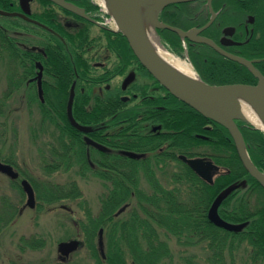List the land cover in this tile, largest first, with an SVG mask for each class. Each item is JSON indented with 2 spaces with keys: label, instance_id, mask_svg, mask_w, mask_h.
<instances>
[{
  "label": "trees",
  "instance_id": "16d2710c",
  "mask_svg": "<svg viewBox=\"0 0 264 264\" xmlns=\"http://www.w3.org/2000/svg\"><path fill=\"white\" fill-rule=\"evenodd\" d=\"M82 1L91 11L99 9L92 0ZM194 1L178 5L194 7ZM231 1L234 2L231 7L238 6V0ZM249 1L250 12L256 7L264 8V0ZM172 6L169 4L165 9ZM219 6V3H213L214 9ZM33 16L69 42L70 49V56L64 57L65 50L58 36L31 23L23 26L30 33L26 34L29 41L36 33L42 39L49 38L48 43H44L48 56L44 91L48 101L52 98L58 104L54 109L40 111L41 121L57 129L54 147L49 144L42 154L41 168L50 176L52 171L72 167L77 170L74 175L81 179L105 178L110 182V187L99 194L97 214L87 203L80 206L85 216L79 222L83 230L82 242L94 263L174 264L181 261L182 264H239V254L245 253L244 257L249 258L252 264H264V189L242 165L229 130L203 116L168 90H164V95L153 93V96L148 95V91L139 92L130 100L134 104L132 107L123 111L113 109L112 105L120 101L110 94L99 96L94 88L96 77L92 75L91 52L87 49L91 42L89 35L84 37L83 31L56 26L42 14L34 13ZM202 19L185 21L177 16L169 22L188 28L202 25L205 21ZM18 25L15 19L0 16V60L2 64L6 61L8 73L14 70L11 60L17 54L14 36L18 32L14 28ZM4 29H8L10 35ZM165 31L166 39L175 47L171 50L179 54L180 40L174 32ZM260 31L264 41V13ZM114 33L118 40L115 48L122 57L121 62L130 58L137 61L126 38L119 32ZM87 52L88 55L84 56ZM195 65L199 77L209 84L249 83L251 79L250 73L233 61L214 57L213 62L207 63L200 57ZM9 77V90L5 97L14 94L16 88L15 79ZM74 80V118L89 128L87 134L90 137L108 145L115 153L89 152V149L87 155L84 153L80 140L83 133L73 128L66 117V101ZM207 124L212 127L207 128ZM237 124L252 162L264 172V132L244 121L238 120ZM69 142L71 152L66 147ZM122 150L140 153L143 161L131 160V157L121 153ZM180 154L205 156L220 166L221 171L214 177L213 183H207L178 159ZM114 157H118L119 164L113 160ZM3 158L4 162L16 166L10 157ZM98 162L107 167L112 164L121 168L122 172L114 176L93 172L92 167ZM142 178L145 186L142 185ZM14 183L11 184L17 186ZM31 183L40 201L85 200L75 179L64 182L43 179L42 190L38 187L39 181L32 178ZM227 189L218 206V214L228 222L243 223L238 231L218 227L207 217L215 198ZM126 202L130 206L116 218L114 213ZM41 207L43 205L39 203L38 208ZM0 225H4L1 216ZM99 226L105 228V260L97 250ZM20 239L25 246H44L42 238L23 236ZM171 241L177 249H172ZM198 246L203 249L201 255L190 251Z\"/></svg>",
  "mask_w": 264,
  "mask_h": 264
},
{
  "label": "flooded vegetation",
  "instance_id": "af4514ba",
  "mask_svg": "<svg viewBox=\"0 0 264 264\" xmlns=\"http://www.w3.org/2000/svg\"><path fill=\"white\" fill-rule=\"evenodd\" d=\"M37 1V5H36ZM70 3L76 5L79 8L84 9V15H79L73 13L67 9H64L51 1L45 0H35L34 4H32L33 10L31 12H27L25 9L28 5V0H0L1 10L7 12H17L23 13L30 20H27L19 15H1L2 17L7 18L8 20L15 19L18 24L14 28L18 32L16 37V51L14 59L11 60L14 63V70L11 73H8V68L6 67V74H8L11 78L15 79L16 88L14 94L17 98V104L20 103L22 107H17V109L25 111H36L40 113L41 110L46 109H54L57 103L53 101V99L47 100L45 94L44 84L46 81L45 78V63L48 60L47 51L45 50L44 43H48L49 38L42 39L41 36L36 33L33 34L34 39L31 41L28 40L26 29L23 27L27 24H33L35 26H41L45 29H48L50 32L58 36L59 40L63 43V48L65 52H63L64 57L70 56V49L68 43L63 37L58 35L56 31L46 25L43 22L37 20L36 17L33 16L34 13L42 14L43 17H47L50 21L54 22L56 26H62L63 28H73L76 32L83 31L82 35L85 37L87 34L89 35V43L87 49L88 52H91V66L94 68L92 75L96 77L95 83V91L97 95H112L117 98L120 102H115L112 105V108L118 111H123L128 107H132L131 98H135L138 96L139 92L148 91L150 96H153V93H158L161 95L165 94L166 90L139 62L137 59L134 60L130 58L127 62L122 61V57L118 54L116 50V45L118 43L117 36L114 32H116L110 23L109 20L105 18L106 14L98 9L97 11H91L82 0H68ZM202 1V2H201ZM239 4L236 7H231L233 5V1L231 0H211V9L207 5V0H198L192 3L194 7H185L182 5H178V3H172L171 9H165V7L160 11L158 15V19L160 22L167 24L172 27L179 28L183 31H189L193 28L199 29L204 27L210 20V23L202 29L197 35L206 37L211 39L216 45L222 48L224 51L243 57L252 62L253 66L262 74L264 77V41L262 40V35L260 31V24L262 22V13L261 10H264L261 6L259 8H255L253 12H250L248 9L251 4L249 0H238ZM93 3L97 4V0H92ZM204 2V3H203ZM219 3L220 6L217 9H214L213 3ZM201 3V4H200ZM40 4V5H39ZM200 4V5H199ZM39 5V6H38ZM173 8V9H172ZM36 9V10H35ZM214 16H213V13ZM179 17L180 19H184L185 21H198L200 18L205 19L202 25H191L188 28H182L175 26L169 21H173L174 18ZM48 19V20H49ZM5 28V27H2ZM229 28V29H228ZM6 33H8V29ZM168 30L170 32H174L177 38L180 40L181 49H179V54H176L173 50L175 47L171 45V43L166 39L167 34L165 33ZM207 31V33H206ZM156 32L158 33L159 39H161L162 43H164L165 47L175 54L178 58L185 59L191 63L193 66L194 72L198 74L196 71L195 62L201 57L203 60L207 61V63L213 62L214 57L223 60V61H233L239 64L241 67L245 68L251 75V79L249 83L246 84H256L257 78L250 72V70L245 66L240 64L237 61H234L227 56L219 53L212 46L203 43L197 40H191L187 37H180L175 31H172L169 28H157ZM164 34H161V33ZM9 34V33H8ZM10 35V34H9ZM42 39V42L40 41ZM95 39L94 43L93 40ZM224 39L225 44L222 42ZM128 42V41H127ZM130 47V46H129ZM132 51V49H131ZM88 52L85 53L84 56L88 55ZM133 52V51H132ZM134 54V53H133ZM202 54V55H201ZM206 54V55H204ZM216 54L217 56H215ZM135 56V55H134ZM205 56V57H204ZM208 56V58H206ZM136 57V56H135ZM184 61V60H183ZM186 62V61H185ZM2 63V62H1ZM187 63V62H186ZM192 68V67H191ZM40 73V76L38 77ZM8 77V76H7ZM235 83H245V82H235ZM230 84V83H225ZM221 85V84H214ZM75 86V80L69 88L68 98L66 101V109L68 99L71 93V88ZM41 89V90H40ZM81 91L84 90L83 86L80 88ZM19 101V102H18ZM42 116V114L40 113ZM68 120V119H67ZM239 119L236 120V123ZM242 121V120H240ZM69 122V121H68ZM245 123L250 124L249 122L244 121ZM70 124V123H69ZM238 126V124H237ZM207 128L212 127L211 124L206 125ZM240 129V127L238 126ZM134 129V128H132ZM241 131V130H240ZM242 133V132H241ZM84 135L80 139L83 144L84 153L87 155V151H99L103 153H115L113 150L108 147V145L103 144L99 141H96L88 134L87 136L94 141L108 147V151H102L94 146L87 144ZM243 135V134H242ZM244 138V136H243ZM245 141V140H244ZM54 140L47 141V147L49 144L55 145ZM67 151L71 152V144L70 142L66 145ZM129 151V150H122ZM121 151V153H122ZM134 152V151H132ZM138 153V152H137ZM125 155L124 153H122ZM68 155V153H67ZM127 156V155H125ZM129 157V156H128ZM138 158L131 157V160H135L137 162L143 161ZM115 160L119 164L118 157H114ZM16 165V164H15ZM16 167V166H15ZM13 168L18 173V176L15 179H10L11 183L17 186H21L20 182L23 179H27L29 183L32 185L31 180L32 177L28 176L21 169ZM93 168V169H92ZM91 169L96 173H106L107 175L114 176L122 172L121 168H117L110 164V167L101 166L100 162L97 163V166H93ZM125 168L123 167V171ZM132 171V169H130ZM62 172H71V174H76L77 170L74 168H65L61 169ZM52 171L50 174H53ZM100 181V185L102 187V191L106 190L107 187H110V182L105 178H97ZM86 180V179H83ZM144 180L143 178L141 181ZM35 195V204L34 207L38 208L39 203L43 205V207H59L62 208L71 214H73V210L65 204L63 201H76L77 206H84L87 201L81 199H60L57 201H40L37 198V194L34 186L32 185ZM39 188H43L42 183L38 185ZM22 192V191H21ZM86 201V202H85ZM99 201V200H98ZM88 204V203H87ZM26 207H29L25 203L23 204ZM23 205L21 206V210L23 209ZM130 203H124V209L121 211H117L114 213V216L119 217L128 207ZM122 207V206H121ZM6 209L3 210V216H1L3 222L6 224L8 221V217H10L9 212L11 211V207L5 206ZM32 208V207H29ZM84 212V210H83ZM85 217V216H84ZM77 225V236L83 237V230L79 222L80 219H75ZM84 219H82L83 221ZM78 222V223H77ZM102 229V234L104 235V227L99 226L97 228V235L99 234V230ZM26 237V236H24ZM34 237V236H31ZM79 239V238H78ZM103 257V259H105ZM63 260L66 258L62 257Z\"/></svg>",
  "mask_w": 264,
  "mask_h": 264
},
{
  "label": "water",
  "instance_id": "95a60500",
  "mask_svg": "<svg viewBox=\"0 0 264 264\" xmlns=\"http://www.w3.org/2000/svg\"><path fill=\"white\" fill-rule=\"evenodd\" d=\"M56 5L67 9L73 13L84 15V9L77 7L70 3L68 0H49ZM100 3L106 8L107 12L112 16L116 29L115 31L120 32L128 41L130 48L139 62L146 68V70L172 95L182 100L183 102L190 105L192 108L197 110L203 116L214 120L223 126H225L234 141L237 154L241 163L247 172L253 176L264 188V173L260 171L250 159L246 144L244 142L243 135L237 126L235 120L239 119L242 121L249 122L255 128L264 131V127H258L253 122L249 121L243 111L242 101L249 102L256 110L264 124V77L262 74L253 66L252 62L228 53L216 45L211 39L197 35L204 27H206L210 21L202 28H193L189 31H183L179 28L169 26L159 21L158 15L160 11L169 4L181 3L194 0H99ZM150 3L149 17L153 24L155 33L157 28H169L175 31L180 37H187L191 40L201 41L212 46L219 53L227 56L228 58L245 65L250 72L257 78L256 84L246 83H230L221 85H211L198 76L195 79H188L171 67H169L152 49L150 43L142 29L141 13L145 2ZM207 5L211 9V0H207ZM213 13V12H212ZM2 15H19L27 20H30L23 13L7 12L0 10ZM146 15V13H145ZM214 16V13H213ZM229 29V28H228ZM157 35V33H156ZM158 39L159 36L157 35ZM223 43L224 39H222ZM160 41V40H159ZM40 76V73L38 77ZM41 90V89H40ZM72 102H73V90L67 103L66 114L69 123L78 131L87 133L89 128L85 125L78 123L72 114ZM87 144L94 146L95 148L108 151V147L94 141L87 135L84 136ZM125 155L133 158H138L139 153L132 151H122ZM179 158L186 163L193 172H195L202 180L212 183L213 177L219 172V167L214 164L211 160L204 157L189 158L185 155H180ZM0 172L7 175L11 179H15L18 173L13 169L12 165L0 161ZM22 190L26 194V205L34 207L35 195L31 184L27 179H23L20 182ZM225 192L218 195L214 202L211 204L208 211V219L214 225L224 228L228 231H238L243 223H231L222 219L218 214V206L222 197L226 194ZM122 207L119 211L123 210ZM98 249L102 257H105L103 247V235L102 229L99 230L98 234ZM78 239H70L67 241H61L57 245L58 252L62 257L67 258L70 253L75 251L79 247Z\"/></svg>",
  "mask_w": 264,
  "mask_h": 264
},
{
  "label": "rangeland",
  "instance_id": "374dc122",
  "mask_svg": "<svg viewBox=\"0 0 264 264\" xmlns=\"http://www.w3.org/2000/svg\"><path fill=\"white\" fill-rule=\"evenodd\" d=\"M34 1L28 0L25 9L27 12L33 10ZM159 40L165 47L161 39ZM174 56L176 57L175 54ZM182 60L186 61L193 69L189 61ZM5 63V60L3 64L0 63V109L3 111L0 114V160L3 161V157H10L15 162L16 169L26 171L28 176L40 183L43 179L45 181L51 179L55 182L75 179L92 212L97 214L99 211L98 197L102 190L97 178L83 180L71 174L70 171H58L47 176L42 170L41 158L47 149L46 142L55 139L57 129L52 124L43 123L38 110L22 112L17 109L22 106L20 103L17 104L15 94L5 97L6 91L9 90L7 80L9 75L6 74ZM141 182L143 186L146 185L144 180ZM20 189L18 186H13L10 179L0 172V216H3L5 206L11 207L10 217H8L10 220L8 219L6 224L0 225V264H95L82 242H80L79 248L66 260L62 259L57 250L60 241L77 236L75 219H84V212L81 207L77 206L78 203L63 201L73 210V214L59 207L29 208L23 205L26 195ZM22 205L23 209L19 212ZM22 236L42 238L44 246L32 248L22 245L20 242ZM78 238L82 239V237ZM171 247L177 249L172 241ZM190 251L200 255L203 253L201 246L191 248ZM244 255L245 253L239 254V264H252L250 259L245 258ZM128 264L131 263L128 262ZM174 264L182 263L179 261Z\"/></svg>",
  "mask_w": 264,
  "mask_h": 264
},
{
  "label": "bare ground",
  "instance_id": "6f19581e",
  "mask_svg": "<svg viewBox=\"0 0 264 264\" xmlns=\"http://www.w3.org/2000/svg\"><path fill=\"white\" fill-rule=\"evenodd\" d=\"M49 1V0H48ZM105 2V0H103ZM105 6V5H104ZM150 3L147 1L143 5L142 8V13H141V21H142V29L150 43V46L154 50V52L169 66L171 67L174 71H176L178 74L181 76L188 78V79H195L196 74L194 70L191 68V66L186 63L185 61L181 60L180 58L175 57L173 54L168 52L166 48L162 46L160 43L153 24L150 20L149 17V12H150ZM106 7V6H105ZM146 13V15H145ZM243 105V111L246 116V118L253 122L256 126L258 127H264V124L256 112V110L253 108V106L247 102V101H242Z\"/></svg>",
  "mask_w": 264,
  "mask_h": 264
}]
</instances>
